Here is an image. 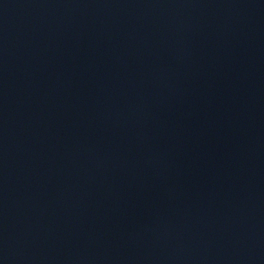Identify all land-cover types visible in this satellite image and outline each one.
I'll use <instances>...</instances> for the list:
<instances>
[{
  "label": "water",
  "instance_id": "water-1",
  "mask_svg": "<svg viewBox=\"0 0 264 264\" xmlns=\"http://www.w3.org/2000/svg\"><path fill=\"white\" fill-rule=\"evenodd\" d=\"M264 167V0H0V264H73Z\"/></svg>",
  "mask_w": 264,
  "mask_h": 264
}]
</instances>
